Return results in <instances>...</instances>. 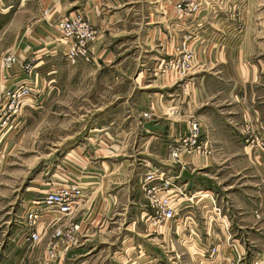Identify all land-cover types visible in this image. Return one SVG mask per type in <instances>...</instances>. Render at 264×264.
<instances>
[{"label": "crops", "instance_id": "1", "mask_svg": "<svg viewBox=\"0 0 264 264\" xmlns=\"http://www.w3.org/2000/svg\"><path fill=\"white\" fill-rule=\"evenodd\" d=\"M177 1L0 0L5 21L12 13L37 11L32 4L52 15L19 23L23 28L0 55L18 57L10 69L0 63V92L21 80L39 85L7 134L4 155L10 135H20L27 124V112L43 108L61 78L67 42L50 24L54 13L82 12L97 30L90 71L84 68L79 76L93 74L95 92L98 86L97 92L109 93L103 105L102 93H96L95 105L110 110L69 152L81 158L78 172L68 169L67 179L80 182L85 196L74 210L81 242L61 252L66 258L91 252L96 237L122 232L121 243L138 257L129 264H247V259L264 264V0H209L211 5L192 16L177 13ZM184 43L192 52V69L183 78L165 63ZM27 61L35 66V79L22 68ZM121 79L127 86L118 85ZM194 120L214 151L174 161L167 145L188 135ZM135 156L140 167L132 165ZM183 169L190 178L181 176ZM153 172L163 175L149 184L171 179L169 187L186 197H175L174 218L158 224L151 220L155 209L143 182ZM40 196H29L23 211ZM2 215L0 246L14 231L10 217ZM150 244L157 249L150 252ZM214 245L217 254L204 258ZM19 248L13 250L20 253Z\"/></svg>", "mask_w": 264, "mask_h": 264}, {"label": "rangeland", "instance_id": "2", "mask_svg": "<svg viewBox=\"0 0 264 264\" xmlns=\"http://www.w3.org/2000/svg\"><path fill=\"white\" fill-rule=\"evenodd\" d=\"M201 0L200 9L211 2ZM263 2V1H262ZM38 10H27L19 12L16 17L11 14L9 21L1 19L0 26L3 24L9 25L7 28H0V35L5 33L0 39V55L6 50L8 41L11 37L19 33L23 28H18V24H25L26 21L32 20L35 17L52 16L48 11H40L37 5L32 4V8ZM264 10V7L262 8ZM264 12V11H262ZM75 13V12H74ZM54 13L50 24L54 27L57 19L73 15L72 12ZM180 14V13H179ZM191 13L187 16H192ZM183 15V13H182ZM62 37H60L61 39ZM64 39V38H62ZM65 40V39H64ZM178 50V49H177ZM1 58V57H0ZM66 59V57H65ZM63 61L61 72L58 80L54 81L57 88H53L43 108L38 110H31L27 112L28 122L24 125L20 135H10V146L6 150L8 153L2 155L4 159V169L0 174V214H3L4 219L10 217L9 222L13 225L12 237L5 236V240L0 246V263L2 264H129L137 261L136 254L131 252L132 246L122 244V232L113 234L112 236L96 237L93 241L94 248L91 252L84 254H73L69 258L66 255L60 254L56 259L49 261L46 258V248L49 240L52 237V228L49 227L46 233L41 237V240L35 243H23V237L19 240V234L26 228L25 222L21 219L20 213L24 209V205L29 196L39 195L47 189H52L54 186L73 181H68V173L72 171L78 172L77 165L80 163V154L77 152L69 153L77 144L84 141L86 135H90V130L95 127V122L99 118H104L110 108L101 107L98 109L95 105V98L97 94L102 93V105L109 99V93L97 92L94 90L93 74H87L86 78H80L83 69L88 73L90 70L89 64L77 63L71 64L67 59ZM106 80L104 83H109L108 78H101ZM101 83L102 86L106 85ZM121 87L127 86L126 79H121L118 82ZM104 121V119H103ZM99 125H97L98 127ZM102 126L105 124L102 122ZM116 151V150H115ZM117 157V156H116ZM114 157V158H116ZM119 155L117 158H121ZM136 157V156H135ZM133 157L132 165L140 167L138 157ZM140 158V157H139ZM135 159V160H134ZM116 162V161H115ZM68 169L71 172H68ZM77 171H76V170ZM74 172H72L74 174ZM70 178V176H69ZM76 182V181H74ZM85 193L82 197L84 198ZM81 199V200H82ZM21 210V212H20ZM74 211L68 215L64 222L77 223L75 221ZM60 225L61 223H57ZM56 224V225H57ZM56 225H53L56 226ZM80 228V225H79ZM18 233H16V232ZM80 230L76 233L77 242L70 245L77 247L80 244L79 237ZM9 233V231H8ZM24 236V234H23ZM110 242H114L113 245ZM21 243V244H20ZM136 243V242H135ZM16 246L22 250L16 253L13 250ZM149 251L152 252L156 246L149 245ZM130 249V250H129ZM116 251H118L116 253ZM61 256V257H60ZM135 257V258H133ZM142 257V256H141ZM207 253L204 258L210 260ZM214 256H212L213 258ZM252 257H250L251 259ZM82 260V261H80ZM253 260V259H251ZM250 261V260H249ZM237 261H229L227 264H236ZM238 264V263H237ZM247 264H260L258 261H253Z\"/></svg>", "mask_w": 264, "mask_h": 264}, {"label": "built area", "instance_id": "3", "mask_svg": "<svg viewBox=\"0 0 264 264\" xmlns=\"http://www.w3.org/2000/svg\"><path fill=\"white\" fill-rule=\"evenodd\" d=\"M200 5L201 0H178L174 4V8L177 13H183L186 16L198 12ZM54 27L60 37L67 42L64 55L71 64H90L93 62L91 44L98 34L82 12L76 11L73 12V15L57 19ZM17 61L18 57L13 53L4 55L0 59L2 66L7 69L13 67ZM34 67L31 61L22 65L24 72L29 76H34L35 79ZM165 68L179 77L184 78L189 75L192 69V52L186 48L185 43L182 44L172 59L165 63ZM37 89H39V85L35 81L31 84L30 80H21L0 92V162L2 155H4L3 143L8 136L7 134L17 126L18 118L23 114L25 106L30 105V99ZM167 147L169 155L174 161L183 154L210 156L214 151L207 140L201 138L200 124L195 120L190 122L188 135L174 139L168 143ZM158 175L162 176L163 173H149L143 179L148 202L155 209L151 218L154 224L174 218L176 213L174 198L180 194L185 197V194L179 193L178 188L169 187L173 181L171 179L149 184ZM84 190V186L80 182H65L43 191L40 197L33 199L29 207L23 211L26 229L22 242L35 243L40 241L47 228L51 227L52 237L46 248V258L49 261L56 259L62 251L76 243L78 241L76 233L80 230L79 224L64 221L79 205ZM57 223L61 224L58 225ZM53 225L56 226L53 227ZM207 252L209 256H215L218 248L216 245L211 246Z\"/></svg>", "mask_w": 264, "mask_h": 264}, {"label": "water", "instance_id": "4", "mask_svg": "<svg viewBox=\"0 0 264 264\" xmlns=\"http://www.w3.org/2000/svg\"><path fill=\"white\" fill-rule=\"evenodd\" d=\"M145 127H150L149 123H146V125H144ZM181 176L184 178H190L191 175L188 173V171L186 169H183L181 172Z\"/></svg>", "mask_w": 264, "mask_h": 264}]
</instances>
